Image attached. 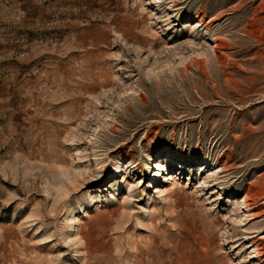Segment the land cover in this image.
<instances>
[{
	"label": "rangeland",
	"instance_id": "obj_1",
	"mask_svg": "<svg viewBox=\"0 0 264 264\" xmlns=\"http://www.w3.org/2000/svg\"><path fill=\"white\" fill-rule=\"evenodd\" d=\"M0 264H264V0H0Z\"/></svg>",
	"mask_w": 264,
	"mask_h": 264
},
{
	"label": "bare ground",
	"instance_id": "obj_2",
	"mask_svg": "<svg viewBox=\"0 0 264 264\" xmlns=\"http://www.w3.org/2000/svg\"><path fill=\"white\" fill-rule=\"evenodd\" d=\"M242 200H243V202H244L246 205H248V203H247V200H246V199H242ZM244 203H243V204H244ZM245 204H244V205H245ZM254 204H255V203H254ZM250 205H251V204H250Z\"/></svg>",
	"mask_w": 264,
	"mask_h": 264
}]
</instances>
